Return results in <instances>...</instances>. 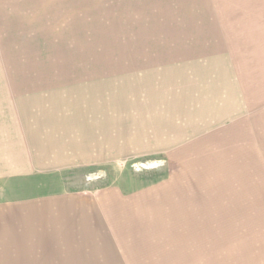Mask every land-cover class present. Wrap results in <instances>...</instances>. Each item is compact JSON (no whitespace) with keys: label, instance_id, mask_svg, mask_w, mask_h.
Returning <instances> with one entry per match:
<instances>
[{"label":"rangeland","instance_id":"rangeland-1","mask_svg":"<svg viewBox=\"0 0 264 264\" xmlns=\"http://www.w3.org/2000/svg\"><path fill=\"white\" fill-rule=\"evenodd\" d=\"M209 1L221 9L219 0ZM202 2L0 0V73H66L59 78L82 82L69 85L79 96L95 77L107 76L102 99L108 97L109 111L107 163L0 179V207L15 211L13 218L20 215L15 206L35 197L60 205L103 193L109 231L103 241L90 231L98 254L91 262L76 254L55 259L58 238L74 227L68 222L65 229L67 219L58 215H47V227H39L31 215L22 220L27 235V225L34 231L26 235L31 243L23 234L0 237L17 242L0 244V264H123L107 244L121 236L135 237V261L125 256L128 264H264V0L249 5L251 17L234 13L239 26L199 27L189 35L191 10L180 22L173 7L199 10ZM194 15L202 25L221 14ZM98 52L108 57L79 58ZM154 52L184 59L193 74L171 71L178 59H135ZM99 65L106 71L95 76ZM143 73L161 79L145 101L135 94V76ZM24 78L33 86L52 76ZM9 83L13 94L26 90Z\"/></svg>","mask_w":264,"mask_h":264},{"label":"crops","instance_id":"crops-1","mask_svg":"<svg viewBox=\"0 0 264 264\" xmlns=\"http://www.w3.org/2000/svg\"><path fill=\"white\" fill-rule=\"evenodd\" d=\"M253 1L259 2V0H219L221 9H215L216 3L214 1L211 3L209 0H203L201 5L197 6L199 10L187 6L186 2L177 8H174V6L172 15L173 18H179L180 22H182L181 18L187 14L185 12L191 10L190 13L192 14H189L190 19L185 21L186 26H182L187 28L189 35L194 34L193 36H197L196 31H198L199 27L229 28L239 26V23L235 20L234 13L238 11L243 17H245L244 15L251 17V14L246 13V11H250L249 5ZM245 2H247V8ZM208 6H211L210 9ZM215 11L220 12V17L217 20L214 19L215 21L213 22H205L202 25L199 23L200 18L194 15V12H211L213 14ZM224 19L227 23H225ZM201 21L203 22V20ZM157 54L159 52H154V55H149V57H135V59L147 58L153 61L157 59H170L171 61L178 59V63L173 64L170 70L183 69V74L188 77L193 74L189 73L188 75L187 63H184V59L182 60L178 57H158ZM85 56L87 57L79 58L87 59L89 57V59L93 60H105L108 57L107 53L102 52L89 53ZM97 70H99V74ZM97 70H94L95 76L102 75L103 70L106 71V68L100 66ZM1 72L0 77L4 78H0V179L33 178L45 173L66 171L76 166L107 163L109 111L106 98L108 97L103 96L102 99V93H104V88L108 84L107 76L104 78L95 77L93 83L89 84V87L84 85L85 93L79 96L69 85L75 87L77 83L80 84L82 82L75 79L67 81V79L59 78L66 76V73L52 71V74H45L44 69H37V73L29 74L28 70L12 71L16 73H6L11 71ZM28 75H38L39 81H44V75L52 76V78L48 80L49 82L28 86L27 83H24L28 81L24 78L28 77ZM136 75L135 94L137 95V99H140L141 93L144 94L145 101L146 98L152 95L153 89L161 83L160 76H147V73ZM9 76L16 77V79L6 78ZM11 80L19 82L20 84H17V86L26 90L13 94V85L9 83ZM61 80L64 86L67 87L66 91L61 86ZM121 93L123 94V92ZM85 105H88V107H92L91 105H93L94 108L86 113ZM154 122L155 119L151 120V123L154 125L156 123L160 124V121ZM132 193L135 196V193ZM100 196L91 198V196L75 195L73 199L68 198L64 200L63 198L62 200L64 201L60 205L59 200L56 204L54 201L52 203L47 201V203L43 204L35 197V199L22 201L17 207L13 208H17L16 211L20 214L16 215L15 218L12 217L11 213V211L13 213L15 211L3 205L0 207V225L2 226L0 227V237L16 233L23 234L20 235L23 241L29 243L30 241L27 236H35V234H33L34 231L32 229H29L30 226L28 228V225L27 230H29V235L26 234V225H22V220L26 221L24 218L27 219V217L29 218L32 215L31 219L37 220L38 217L41 221L39 227H47V215H58L60 218L63 216L67 219L65 226L69 222L74 228L63 234L61 233L62 236L58 238L56 243L58 249H52L60 252L55 259H68L72 257V254H76L82 257V259L90 261L89 258L98 254L92 248V243L96 240H94L92 237L94 234L90 231L95 232L98 241H103L104 234L109 231L107 224H103V220L107 217H104L102 214L104 201ZM97 205H101L99 209H97ZM134 215L135 213L132 216ZM90 219L95 220L89 226L86 221ZM3 220H6V222L2 223ZM33 225L35 226V224ZM22 226L25 228V232H19ZM132 232L135 231L132 230ZM13 242L17 243L8 239L4 242L0 239V244L5 243L9 245L14 244ZM109 243L113 245V247L110 246V249H114L112 255H117V260L122 258L123 264H128L126 262L127 258L135 261V237H128L127 241L125 236H121L119 239L116 238L115 241L110 242V239L107 240L108 245ZM66 244H69V249L61 247ZM126 247L130 249L129 254L125 252ZM47 248L51 250V248ZM91 250L93 254H90ZM119 250L121 252L122 250L124 251L122 257L119 254ZM110 258L111 256L107 258L103 257L102 260L98 256L97 259L103 262Z\"/></svg>","mask_w":264,"mask_h":264}]
</instances>
